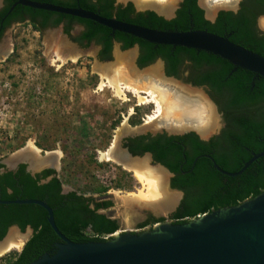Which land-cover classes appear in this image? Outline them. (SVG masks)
<instances>
[{
	"label": "trees",
	"instance_id": "16d2710c",
	"mask_svg": "<svg viewBox=\"0 0 264 264\" xmlns=\"http://www.w3.org/2000/svg\"><path fill=\"white\" fill-rule=\"evenodd\" d=\"M38 1L67 7H82L106 17L114 16L120 20L156 29L207 30L226 36L235 43L264 56V33H258L256 28V19L264 15V0H242L237 12L221 11L214 22L205 18L198 0H184L177 9L176 16L171 19L153 10L137 11L132 3L116 5L115 0ZM18 7L26 9L27 13L35 18L32 23L38 29L64 23V31L70 34L73 23L82 24L83 32L73 39L80 42L85 40L86 45H89L91 41L100 44L102 48L99 55L102 60L111 59L115 39L122 43L124 49L135 44L139 45L140 54L137 63L140 67L156 61L157 58H163L168 75L179 77L184 67L192 69L194 83L209 87L228 125L224 130L223 139L231 143L229 146L232 156L228 158L229 155L225 154L220 157L221 166L224 168L230 171L240 169L251 157L240 144H248L252 139L257 141V135L264 136V76L235 66L229 60L204 50L156 44L125 32L113 33L111 28L90 19L25 5ZM176 140H183L194 145H198L201 141L194 132L182 136L161 135L144 148L154 151L156 159L164 161L172 170L179 172L177 163L166 160L168 151L174 149L178 153V146L173 144ZM158 142L159 146L156 145ZM262 149L263 147L258 146L254 150ZM231 158L234 161L230 162ZM3 166L0 163V167ZM52 172L47 169L43 175L48 176ZM0 176V188L4 191L0 198H38L47 202L54 210L55 220L61 232L73 241H104L107 239L102 235L112 233L118 227L116 221L89 209L76 197L75 193H62V179L54 177L46 183L39 184V177L32 176L26 170L25 164H20L15 171L6 170ZM181 176L183 177L176 183L184 188L186 195L183 205L173 214L177 219L176 223H184L198 215L222 207L237 205L264 191V157L255 160L235 177H226L214 170L205 158L198 161L192 172ZM224 177L229 180L224 181ZM7 188L13 189V193H7ZM96 190H105V188ZM12 224L19 225L23 230L30 225L34 233L20 254L15 257L12 252L5 264H29L46 252H54L56 243L61 241L47 221V211L38 204L0 203V239ZM88 225L92 226L91 231L86 230Z\"/></svg>",
	"mask_w": 264,
	"mask_h": 264
},
{
	"label": "rangeland",
	"instance_id": "374dc122",
	"mask_svg": "<svg viewBox=\"0 0 264 264\" xmlns=\"http://www.w3.org/2000/svg\"><path fill=\"white\" fill-rule=\"evenodd\" d=\"M170 1V4L177 2ZM202 1L207 12L221 4V1L214 4ZM226 2L221 5L223 9L234 8V2ZM263 19L262 15L258 21L264 30ZM44 32L28 22L19 24L13 32L14 51L0 61V161L29 144L37 146L41 153L58 151V173L65 187L81 191L97 188L113 191L126 230L135 231L136 223L145 217L146 210L168 217L171 209L162 212L144 203L132 204L130 199L147 192L144 182L116 161L103 157L120 128L124 125L134 129L147 126L148 116L155 109L151 102L141 103L132 91L117 94L107 84L106 76L97 69L98 65L116 63L115 52H130L136 50V46L124 49L113 45L109 62L96 61L94 46L86 53L78 51L76 61L63 62L48 48V32ZM155 64H159L158 60L141 70ZM173 82L180 87L191 85L183 77ZM189 88L201 91L208 99L204 88ZM215 111L217 121L209 136L223 125L218 106ZM86 180L94 183L88 185ZM165 185L170 191L167 180ZM22 244L0 254V264H5L8 254L20 249Z\"/></svg>",
	"mask_w": 264,
	"mask_h": 264
},
{
	"label": "water",
	"instance_id": "95a60500",
	"mask_svg": "<svg viewBox=\"0 0 264 264\" xmlns=\"http://www.w3.org/2000/svg\"><path fill=\"white\" fill-rule=\"evenodd\" d=\"M128 1L117 0V3L126 4ZM132 1L138 11L150 9L169 19L175 16L178 1L180 0H176L177 2L169 7V12L162 10L156 1L155 5L152 6H139L134 0ZM17 3L90 19L111 28L113 33L115 31L125 32L152 43L183 46L211 52L229 60L235 66H240L255 74L264 76L263 55L235 43L226 36L207 30H162L120 20L114 16L106 17L82 7H67L35 0H17L14 5ZM82 28V25L75 24L70 36L64 31L61 23L57 26L48 27L44 33L46 34V32L53 29H61L63 36L72 44L76 51L86 53L90 46H94L96 61L98 63L109 62V60L99 58L98 51L100 46L95 41H92L88 47L83 48L73 40L74 36ZM113 44L118 47L122 45L117 40H114ZM135 46L136 50H132L135 54L132 62L134 67L141 70L153 64L152 62L140 67L137 63L139 46ZM156 60L161 65L163 76L175 81L174 77H170L165 73L163 60L161 58ZM188 87L194 88L193 85ZM208 99L213 103L216 110L217 106L214 101L209 97ZM185 130H194L201 138L209 137V135L203 136L199 131L191 127L178 131L167 129L170 133L175 134H182ZM122 136L120 135L114 140L118 146ZM262 155H264V151L254 155L241 169L235 172L226 171L218 165L217 168L224 174L235 176L242 173L252 161ZM10 157L1 161L9 169L17 168L20 162H26L28 164L27 170L31 174H36L41 170V167H32L26 159H17L10 162ZM100 198L98 197V199ZM0 203H33L42 206L47 211L48 223L61 239V241L56 243L54 252H46L29 264H264V191L237 205L222 207L212 212L198 215L184 223L165 221L140 232L127 230L117 232L115 236L108 240L87 242H76L63 234L57 226L53 208L41 199H0ZM10 229L17 228L13 226ZM32 232L33 229L28 227V235ZM4 239L0 240V242Z\"/></svg>",
	"mask_w": 264,
	"mask_h": 264
},
{
	"label": "flooded vegetation",
	"instance_id": "af4514ba",
	"mask_svg": "<svg viewBox=\"0 0 264 264\" xmlns=\"http://www.w3.org/2000/svg\"><path fill=\"white\" fill-rule=\"evenodd\" d=\"M35 1H38V0H35ZM183 1L184 0L178 1L177 9L181 6V3ZM208 1L212 4H214V3H218L219 0H215V1L214 0H208ZM220 1H221L220 2L221 4H216L212 7L213 8L212 12H209V11L207 12V9L205 8V2L202 0H198V5L200 8L203 9L204 16L206 19L214 22L217 19L218 15L221 11L237 12L240 9L241 3H242V0H229V2L231 1L232 3L233 2L235 3L234 8L223 9L222 4H227V2H226V0H220ZM16 2H17V0H0V61L7 59L10 56V54L14 51L13 32L15 31L16 26H18L19 24H23L25 22L33 24L32 20L35 19L34 17H32L30 14L27 13L26 9L18 7L19 5L21 6L22 4L17 3L16 5H14ZM39 2H41V1H39ZM115 3H116V5H119V4L126 5L128 3H132L134 5L132 0H129L126 4L117 3V0H115ZM134 7H135V5H134ZM135 9H136V7H135ZM177 9H176V11H177ZM146 10H150V9H146ZM165 10H166V8H165ZM176 11H175V16H176ZM260 16H262V15H260ZM174 17H172V18H174ZM259 17L256 19V28H257L258 33L263 34L264 30L259 27V21H258ZM263 18H264V15H263ZM169 19H171V18H169ZM263 21H264V19L262 20V22ZM36 22H39V21L36 20ZM36 24H38V23H36ZM62 24H63V28H64L65 25H64V23H62ZM75 24H80V23L75 22L72 24V27L70 29V34H69L70 36L72 35V31L74 30ZM80 25H82V24H80ZM48 27H52V26H48ZM48 27H46L44 29L39 28L38 30L42 32V31L46 30ZM83 30H84V26L79 31V33L74 37L81 35ZM73 40L76 41L77 43H79V45L83 48H86L88 46V45H86L87 42L85 40L83 42H80L76 39H73ZM97 45L100 46V49L98 51V56L100 58L99 54H100V50L102 47L100 44H97ZM135 45H138V44H135ZM135 45H133V46H135ZM84 46H86V47H84ZM139 54H140V47H139L138 57H139ZM138 57H137V60H138ZM161 59L163 60L164 70H165V73L167 74L166 62L163 58H161ZM192 72H193L192 69H190L188 67H184L182 69L179 77L174 76V75H168V74L167 75L170 77H174L175 79H178V78L182 79V77H183V80H185L189 84L193 85L194 87L199 86V87L204 88L207 92L208 97L211 98L216 103V101L214 100L213 96L211 95L210 89L207 85H196L194 83V81L192 79V77H194V73H192ZM216 105L218 106L217 103H216ZM218 108H219V106H218ZM219 111L222 115L223 125L217 133L211 134L209 136V138H201V136L194 130H185V132L182 134H175V133H170L169 131H167V128L163 127V126H162V128L159 127L155 131H153V130H150V128H147V127H152V126L147 125V127L146 126L138 127L137 130L126 131L125 133L122 134L123 136H122L119 148L113 147L108 152H103V153H110V157L107 159L116 161L117 164L121 168L128 169L129 171L134 172L135 175H136V173H135L134 169L131 166H130L131 168L129 167L127 160L147 158V161L149 162V166L159 167L166 173V180H167L169 190L176 195L173 204L169 207V209H171V214L168 217L164 216V215L158 216V215H155L152 212V210H149V211L146 210L147 213H146L145 217L140 219L136 223V230L133 231V229H132L130 231H132V232L137 231L138 232L141 230H145L146 228L150 229L154 225H156L157 223H161V222H165V221H171L173 223H176L177 219L174 217L173 214L178 210V208L181 205H183V200H184V197L186 195L184 188L182 186H180L179 184H177L176 181L183 177V176H181L182 174L185 175V174L192 172L193 169L196 168V165L200 159L205 158L211 164V166L214 170L219 171L221 174L225 175L226 177L230 176V175L222 173L217 168V165H218L222 169H224L226 171H230V170L224 168L223 166H221L220 157H223V155H225V154L227 156L229 155L228 158L232 156V154L230 155L231 152H230V146H229V145H231V143L226 142V140L223 139L224 133H225L224 130H226L228 125L226 124L224 113L220 109H219ZM152 128H155V126H153ZM121 129H120V131H121ZM190 132L196 133L199 136V138L201 139V141L198 143V145H194L193 143L186 142L183 140H176L175 142H173V144L178 146V149H177L178 153H176L173 149V150L168 151V153L166 154V160L172 161V162L178 164L179 172H177V171L175 172L174 170H172L164 161H160V160L156 159L154 151L145 150V148H144L147 144L151 143V141L153 139H155L161 135H166V136L179 135V136H182V135H185L186 133H190ZM256 138H257V141L252 139V141L248 144H240V146L246 152H248L251 155V157H249L245 161V163L248 160H250L254 155H257V154L264 151V136L257 135ZM156 145L159 146V142ZM203 146L205 149L202 148ZM258 146L263 147V149L259 150V151L254 150ZM35 147H37V146H35ZM179 147H180V149H179ZM39 153L41 156H45L47 153H53L54 154L53 155L54 161L52 160L50 163L42 165L41 170L38 171L36 174H32V176H35V177L38 176L39 177V184L46 183L54 177L61 179V176L58 173V171L60 169V167H59L60 164L57 163L59 152L58 151H47L46 153H41L39 150ZM262 157H264V155L257 157L255 160H258L259 158H262ZM104 159H106V158H104ZM232 161H234V159L231 158L230 162H232ZM254 161H252V163ZM0 163L4 165L3 167H0V174H3L6 170H14V171L17 170L18 166L20 164H25L26 170H27V166H28V164L26 162H20L18 164L17 168L9 169V168H7L6 164H4L1 161H0ZM245 163L243 164V166L245 165ZM47 169H50L53 172L48 176H44L43 172ZM244 170H246V169H244ZM231 172H235V171H231ZM240 174H238V175H240ZM235 176H237V175H235ZM235 176H230V177H235ZM228 180L229 179L224 177V181H228ZM92 181L89 182V180H86L85 182L88 185H92L94 183V181L93 182ZM0 191H1L0 192V195H1L3 190L0 188ZM6 192L9 194L13 193V189L7 188ZM62 193H64V194L75 193L76 197H78L80 201H82L84 204H86V206L89 209H93L95 213L104 214L107 218L116 221V224L118 225L117 229L112 233L102 235V237L106 238L107 240L111 239L113 236H115V234L117 232L127 231L123 227L122 217L119 214V210L116 207V202H115L116 198H115V193L113 191H110L106 188H105V190H100V191H98L96 189L81 191V190H77L76 188H66L65 184L63 182L62 183ZM98 197H101V198L98 199ZM0 199H2V198H0ZM21 199H24V198H21ZM3 200H9V199H3ZM76 200H77V198H76ZM1 204H4V203H1ZM162 218H163V220H161ZM2 225H3V223H2ZM13 226H16V228H17L16 230L19 231L20 234H25V235H28V227H31L33 229L32 226L28 225L26 227V229L23 230L19 225L12 224L8 227L6 234L0 240L4 239V237L8 234L10 228ZM91 229H92L91 225H88L86 227L87 231H91ZM33 233H34V229H33V232L30 235H28V237H26V239L24 238L23 244L21 243L22 244L21 248L13 251L15 257L18 254H20V252L23 250L25 244L31 238ZM8 255H10V254H8Z\"/></svg>",
	"mask_w": 264,
	"mask_h": 264
},
{
	"label": "bare ground",
	"instance_id": "6f19581e",
	"mask_svg": "<svg viewBox=\"0 0 264 264\" xmlns=\"http://www.w3.org/2000/svg\"><path fill=\"white\" fill-rule=\"evenodd\" d=\"M155 1L162 10L166 8L165 12H169V7L175 3L170 4V0H136V3L139 6H152L155 5ZM46 40L48 48L53 50L63 62L69 59L76 61L79 58V52L63 36L61 29L48 31ZM115 57L117 59L116 63L98 65L97 69L103 77L106 76L107 84L117 94L124 95L125 91H132L138 96L141 103L151 102L155 105L153 114L148 116V126H155V128L163 126L171 131L191 127L199 131L203 136L210 134L217 121L216 111L213 103L201 91H194L184 86L180 87L179 84L164 78L161 76L160 64H155L145 70H138L132 63L135 58L133 51L125 53L115 52ZM130 129L129 126L125 125L116 137L118 138ZM113 147L119 148L116 141L105 152H108ZM39 150L33 144H29L13 154L9 161L26 159L32 167L38 168L53 160V153L41 156ZM103 157L109 158L110 153H104ZM127 161L129 167L131 166L134 169L137 177L144 182L147 189L146 193H141L130 199V202L132 204L144 203L162 212L169 209L176 195L166 188V173L159 167L149 166L147 158ZM26 237L27 235L20 234L16 229H11L6 238L0 242V254L19 246Z\"/></svg>",
	"mask_w": 264,
	"mask_h": 264
}]
</instances>
